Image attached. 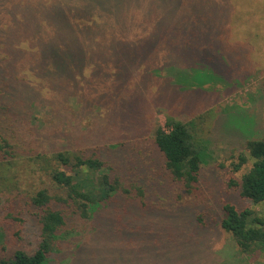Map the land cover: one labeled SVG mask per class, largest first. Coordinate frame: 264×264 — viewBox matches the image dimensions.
Segmentation results:
<instances>
[{
	"label": "trees",
	"instance_id": "trees-1",
	"mask_svg": "<svg viewBox=\"0 0 264 264\" xmlns=\"http://www.w3.org/2000/svg\"><path fill=\"white\" fill-rule=\"evenodd\" d=\"M219 19L209 0H0V166L33 162L47 179L29 201L40 227L37 250L33 254L16 250L12 259L0 264H88L92 236L81 237L105 224L129 240L131 250H136L133 242L138 247L156 243L159 232L166 229L152 228L158 231L153 234L134 220L124 222L129 210L120 202L130 204V210L151 209L149 218L167 224L183 222L196 238L230 234L236 255L263 260L264 219L252 209L239 211L232 203L199 196L208 162L194 127L178 117L183 110L178 105L191 101L187 95L195 101L213 95L193 66L209 55L219 57L216 42L225 32L213 26ZM221 62L220 71L225 67ZM177 71L184 72L176 76ZM212 73L219 75V68ZM176 77L180 83L190 77V84L179 88L173 82ZM219 80L216 83L226 84ZM34 86L50 94V110L64 111L73 121L76 114L88 117L93 129L84 137L69 134L67 145L52 152L38 151L34 140L27 142L22 127L31 120L18 119L13 111L16 104L24 109L34 105L39 97ZM161 87H170L173 96L145 92ZM154 104L169 118L165 127L153 129L146 144L141 138ZM76 106V114H70ZM228 109L236 108L219 112L215 133L232 145L241 143L253 160L250 170L240 180L230 178L229 185L243 199L264 204V137L257 129L243 134L233 130L240 127L235 118L224 130L223 113ZM115 131L130 137L111 145L101 143ZM227 132L237 136L228 137ZM247 162L242 153L234 171ZM165 172L190 199L181 203L183 197L168 191L167 182L161 184L162 178L170 181ZM177 235L181 250L190 239L186 232ZM231 251V257H237ZM190 256L186 253V259Z\"/></svg>",
	"mask_w": 264,
	"mask_h": 264
},
{
	"label": "rangeland",
	"instance_id": "rangeland-1",
	"mask_svg": "<svg viewBox=\"0 0 264 264\" xmlns=\"http://www.w3.org/2000/svg\"><path fill=\"white\" fill-rule=\"evenodd\" d=\"M209 6H215L221 18L213 21L216 31L219 32L220 29L225 31L218 35L219 40L216 42L220 47L219 57L209 55V59L203 62L197 60L193 68L202 73L199 76L200 80L208 81L209 84L205 87L213 95H208L210 99L206 101L198 99L197 102L192 95H187L191 101L187 103L182 101L178 105L179 108H183L182 112L178 113V117L194 127L208 162L203 168L202 192L199 196L217 198L221 204L232 203L239 211L252 209L257 216L264 219V204H253L243 199L239 191L229 185L230 178L240 180L250 170L253 160L241 143L232 145L226 138L219 137L214 130L219 112L227 108H236L228 109L226 110L228 112L223 113L224 130H227L231 119L235 118L236 124L238 123L240 127H234L233 130L243 134L253 131L255 133L257 129V133L264 137V0H209ZM215 29L211 28L210 40L213 39ZM209 53L211 54V51ZM219 59L225 63L221 71ZM216 67L219 68V75L215 76L212 71ZM189 71L191 73L193 70ZM180 72L184 71L175 72L176 76ZM210 73L214 75L212 79ZM25 76L28 78L26 73ZM197 77L194 76L196 79ZM217 79H220L217 82H226V84L216 83ZM185 80L186 82L180 83L179 78L176 77L173 82L181 88L188 86L191 78L187 77ZM143 86L145 85L141 84V87ZM35 88L39 97L34 105L24 109V106L16 104L13 111L16 118L31 120V123L23 124L22 127L25 129L27 142L34 140L32 144L39 146L38 151L52 152L57 147L67 145L71 140L69 134H79L84 137L89 133L88 130L93 129L90 118L76 114L77 106L70 111V114H76L73 115V118H76L73 121L68 113H63L64 111L50 110V94L41 86ZM169 88L161 87L154 88L152 92L144 91L148 96L155 92L164 96H173ZM174 100L176 105L177 99ZM157 105L154 104L150 110L149 125L141 138H144L146 144L152 137L153 129L158 125L165 127L169 118V115ZM45 130L47 134L57 139L54 142L49 140ZM228 135L233 137L237 136V133L230 132ZM129 137L122 135L120 131H115L107 136V142L101 143L111 145ZM26 148L30 149L29 145ZM242 153L248 157V162L240 171L235 172L234 165L239 162ZM161 170H163L162 166ZM163 176L170 180L166 172ZM43 182L47 183L46 175L41 166L33 162L20 160L0 166V260L12 259L16 250H23L29 254L37 250L40 242V227L34 218L29 201L34 192L44 186ZM166 182L168 191L183 197L181 203L186 202V198L190 199L185 197L183 188L181 191L180 187L171 180L161 179V184ZM162 199L163 197H160V200ZM210 201L213 202L212 199ZM122 206L129 210L123 216L124 222L134 220L136 226L142 227L140 229L147 228L153 234V231L158 232L154 229L160 230V228L175 233L168 234L166 230L159 232V240L148 247H138L133 242L136 250H131L132 243L123 240L120 234L105 224L99 231L97 230L98 232L85 237L83 233L81 237L89 240L90 235L92 236L88 242L89 245L91 244L87 253L90 258L88 264H264V258L262 261H256L239 252L236 255L235 242L230 234L196 238L187 230L183 222L167 224L157 218H149L152 216L151 209L138 207L130 210V204L120 202V207ZM131 211L137 215H132ZM92 224V221L88 222L87 228ZM179 231L186 232V236L190 239V243L181 250L180 237L177 235ZM192 242L198 245L193 246ZM127 247L130 248L129 251L124 250ZM231 250L237 257H231ZM186 253L191 255L189 259H186Z\"/></svg>",
	"mask_w": 264,
	"mask_h": 264
}]
</instances>
